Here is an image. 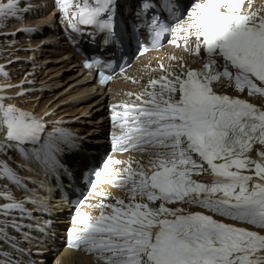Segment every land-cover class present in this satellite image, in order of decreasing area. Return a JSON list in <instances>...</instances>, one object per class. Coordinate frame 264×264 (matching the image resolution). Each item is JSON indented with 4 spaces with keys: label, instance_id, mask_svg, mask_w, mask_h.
Instances as JSON below:
<instances>
[{
    "label": "snow or ice",
    "instance_id": "1",
    "mask_svg": "<svg viewBox=\"0 0 264 264\" xmlns=\"http://www.w3.org/2000/svg\"><path fill=\"white\" fill-rule=\"evenodd\" d=\"M18 2L0 3V16L16 17ZM59 3L66 11L68 0ZM95 4L90 10L81 9L79 23L94 26L106 36V44H114L118 0H95ZM150 10L153 15L145 25L150 34L183 33L174 42L182 40L197 57L203 50L201 66L161 65L164 74L146 85L151 90L129 93L139 103L111 106L112 119L122 129L113 137L119 150L129 146H140L142 152L147 146L164 150L147 153L154 157L148 168L133 169L129 161L123 170L126 175L119 179L129 191L128 199L105 197L114 203L101 201L99 216L78 214L75 222L83 228L70 229V243L98 252L108 264H264V235L203 212L166 206L177 201L197 204L264 228V108L215 90L227 79L240 93L264 96V5L253 10L252 0H194L187 17L180 19L179 0L159 4L140 0L137 15L144 17ZM165 12L176 16L175 27L165 21ZM43 130L38 118L0 102V136L5 142L23 151V144L40 142ZM253 149L255 159L249 156ZM107 163L122 162L110 158ZM242 170L257 178L251 187L253 175ZM9 171L5 164L0 175ZM193 173H207L211 179L196 180ZM0 198L10 199L8 194ZM19 208L13 201L0 205V212ZM105 208L110 211L104 212Z\"/></svg>",
    "mask_w": 264,
    "mask_h": 264
},
{
    "label": "bare ground",
    "instance_id": "2",
    "mask_svg": "<svg viewBox=\"0 0 264 264\" xmlns=\"http://www.w3.org/2000/svg\"><path fill=\"white\" fill-rule=\"evenodd\" d=\"M29 1L35 2L37 0H29ZM39 13H41V11ZM54 18H55V15L52 16V12H51V17L49 14H47V16L46 15L43 16V14H41L38 18L34 20L28 19L29 20L28 23L37 24L39 22H45V24H48L50 22L49 21L50 19H52L51 22H53V20H56ZM57 30H58V34L60 36H63V32L61 31L62 29L58 28ZM55 39L56 37L54 34L45 35L42 38L43 41L48 40L50 44H48L47 46H45V48L41 50L42 58H44L41 61L43 67L39 70V72L35 75V77L36 79L39 80V82H44L47 86L54 87L55 89L62 87V89L58 93L52 94L49 97L50 100L49 102L47 101L48 103L44 108H46L52 100H57L62 105L65 104L69 109H72V107L73 108L81 107L78 113L86 114L89 118L88 119L89 122L91 123V125H88L87 127H85V131L93 132V134H95L96 131H99V132L103 131L104 126L106 125V117H107L106 116V109H107L106 101L109 97V91L104 90L102 88L93 87L90 84L85 83V82H81V79L79 77L80 73L75 68L70 67L69 64L64 60L63 52L60 53V50L56 49L55 47L56 44L53 42V40ZM37 41L38 40H36L35 42L37 43ZM62 44H64V42H62ZM171 54H175L179 56H187L188 52L182 51L173 46H166L159 52V55L160 57H162V59L167 58ZM151 60L152 58L141 59V61L132 68L131 70L132 73L137 76H143L145 72V70L143 69V66L148 61H151ZM72 71L73 73H71ZM6 81L7 79H2L0 77V84ZM51 91H48V92H51ZM3 93H13V90H9V91L0 90V94H3ZM6 100L11 101L12 99L6 98ZM60 100H63V101H60ZM254 100L264 105V98H255ZM38 102L37 104H42V105L44 103L43 101L42 102L38 101ZM14 103L16 104V102ZM60 104H58L57 106H59ZM28 105H29V108H31L30 103H28ZM69 113H70L69 111H65L64 114H69ZM98 140L99 141L102 140L101 135L98 137ZM249 156L255 159L257 156L256 151L253 149L249 153ZM27 170L30 172H33L34 168L31 165H27ZM242 172L243 174H246V175H253V178H254L253 181L249 182V186L251 187L257 178L254 176L253 172L246 171V170H242ZM236 221L237 220L234 221V219H229L227 222L231 225H234L235 227H237L236 225H240L242 228H244L243 227L245 226L243 224L244 222L241 223L239 221L240 222L239 224ZM250 225H251L250 227H247V226L245 227H247L250 231L256 232L259 235H264L263 229L260 230V229H257V227L253 226L252 224ZM66 254L70 256L68 255L66 256ZM261 254L264 255V253H261ZM72 256H76L75 253L66 251L65 255L64 254L60 255L58 256L57 259L59 260L62 258L63 262L67 263L73 260ZM74 259H76V257ZM77 262L79 264H85L82 260H77Z\"/></svg>",
    "mask_w": 264,
    "mask_h": 264
},
{
    "label": "rangeland",
    "instance_id": "3",
    "mask_svg": "<svg viewBox=\"0 0 264 264\" xmlns=\"http://www.w3.org/2000/svg\"><path fill=\"white\" fill-rule=\"evenodd\" d=\"M71 73H73V71L71 72ZM62 89V87L60 88H57V89H54L53 90V92H51V94H49L50 92H48L47 94L48 95H46V98H44L43 100H41V102L43 101L44 103H43V105L42 104H37V106L35 107V109H37L38 107H43V110H48L49 108H54L56 111H57V113H62V114H64L65 113V111H69L70 113L69 114H79L78 112L80 111V108L81 107H75V108H73L72 107V109H69L65 104H60L57 100H52L51 102H50V104L46 107V108H44L46 105H47V103L49 102V100H50V96L52 95V94H56V93H58L60 90ZM53 96H55V95H53ZM48 101V102H47ZM60 101H63V100H60ZM39 103V102H38ZM58 104H60L59 106H57ZM71 108V107H70ZM235 221V220H234ZM236 222H238L239 224H240V222L239 221H236ZM245 226H247V227H250L251 225L250 224H247V223H243ZM264 230V229H263Z\"/></svg>",
    "mask_w": 264,
    "mask_h": 264
}]
</instances>
